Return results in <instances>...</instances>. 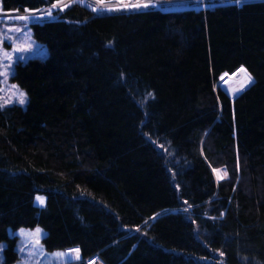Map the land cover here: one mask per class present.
Returning a JSON list of instances; mask_svg holds the SVG:
<instances>
[{
    "label": "trees",
    "instance_id": "obj_1",
    "mask_svg": "<svg viewBox=\"0 0 264 264\" xmlns=\"http://www.w3.org/2000/svg\"><path fill=\"white\" fill-rule=\"evenodd\" d=\"M55 16L31 24L48 56L11 76L26 106L0 107L6 264L9 231L35 228L103 264H264V0ZM239 68L254 82L230 99L215 84Z\"/></svg>",
    "mask_w": 264,
    "mask_h": 264
},
{
    "label": "rangeland",
    "instance_id": "obj_2",
    "mask_svg": "<svg viewBox=\"0 0 264 264\" xmlns=\"http://www.w3.org/2000/svg\"><path fill=\"white\" fill-rule=\"evenodd\" d=\"M246 1L255 0H240L239 3H237V0H110L103 2L99 0H61L56 7L51 6L49 8L34 10L33 12H3L0 10V73H3L0 75V107L14 105L22 107L26 106L28 101L27 96L17 84L11 82V76L15 71L16 65L21 63L24 64L32 58H46L48 56L46 46L36 42L32 37L31 24L42 23L46 20H55L56 13L63 12L73 4H80L92 11L95 9V13H102L143 10L144 8H136L135 5L143 4L145 2L155 5V7H152L155 9L177 11L189 8L205 10L219 5L236 4L240 6ZM108 9L113 10L108 11ZM49 12L51 13V16L48 15ZM20 16H26L28 19L19 20L18 17ZM9 29H12V31H9ZM20 47H26L28 48V51L25 53L16 51V49ZM20 55L27 58L22 60L16 59V57ZM241 69L243 72V77L241 79L235 82H227L231 74H224L216 82L215 89L217 91H222L230 99H233L252 85L254 82L253 77L247 72V70L244 68ZM224 77L225 79L222 80ZM20 93L24 94L25 102L23 104L18 102ZM215 169L219 170V174L224 177L223 179H218L217 174L214 172V169H212V174L216 182L228 179L229 172L226 167ZM36 202L37 205L40 206V203L37 200ZM155 217H153L152 220H154ZM36 229L40 230L38 244L36 243ZM21 230H23V233ZM9 235L17 237L15 251L17 252L18 260L13 264H89V261H95V264H103L98 257L82 260L80 253L78 259L75 254H72V259L69 262L66 260L68 250L54 252L46 251L42 245V239L46 235L45 231L41 228L19 229L16 232L9 231ZM6 249L7 245L5 243H0V264H6ZM59 253H63L64 256H58L57 254Z\"/></svg>",
    "mask_w": 264,
    "mask_h": 264
},
{
    "label": "snow or ice",
    "instance_id": "obj_3",
    "mask_svg": "<svg viewBox=\"0 0 264 264\" xmlns=\"http://www.w3.org/2000/svg\"><path fill=\"white\" fill-rule=\"evenodd\" d=\"M59 2H60V0H56V3H54V4L52 5V7H56L57 4H58ZM101 2H103V0H101ZM239 2H240V0H237V3H239ZM135 7H136V8H144V9H148V8H150V7H155V5L145 2V3H143V4H137V5H135ZM61 10H63V9H61ZM112 10H113V9H108V11H112ZM117 10H119V9H117ZM33 11H34V10L25 9V12H33ZM93 11H95V9H93ZM48 15L51 16V13L49 12ZM18 19H19V20H27L28 17H26V16H20V17H18ZM9 31H12V29H9ZM17 31H18V29H17ZM16 51H18V52H20V53H25V52L28 51V48H26V47H20V48L16 49ZM5 55H6V54H5ZM26 58H27V57H25V56H23V55H20V56H17V57H16V59H20V60H22V59H26ZM2 74H3V73H0V75H2ZM249 79H250V78H249ZM18 102H19L20 104H23V103L25 102V101H24V94H23V93H20V98H19ZM214 172L217 174V178H218V179H223V178H224L223 176H221V175L219 174V170L214 169ZM225 175H226V173H225ZM36 200L40 203V205H43V204H44V198H43V197H41V196H37V197H36ZM21 232L23 233V230H21ZM39 235H40V230H39V229H36V237H37V239H36V243H37V244L39 243V240H38ZM79 253H80V250H79L78 248H77V249H69V250H68V255H67V257H66V260L70 262L71 259H72V254H75L76 258L78 259V258H79ZM57 255H58V256H64L63 253H59V254H57ZM89 264H95V261H89Z\"/></svg>",
    "mask_w": 264,
    "mask_h": 264
},
{
    "label": "bare ground",
    "instance_id": "obj_4",
    "mask_svg": "<svg viewBox=\"0 0 264 264\" xmlns=\"http://www.w3.org/2000/svg\"><path fill=\"white\" fill-rule=\"evenodd\" d=\"M243 77V72H242V69H238L237 71H235L233 74L230 75L229 77V80H227V82H235V81H238L239 79H241ZM222 79V78H221ZM225 77L222 79L224 80Z\"/></svg>",
    "mask_w": 264,
    "mask_h": 264
},
{
    "label": "crops",
    "instance_id": "obj_5",
    "mask_svg": "<svg viewBox=\"0 0 264 264\" xmlns=\"http://www.w3.org/2000/svg\"><path fill=\"white\" fill-rule=\"evenodd\" d=\"M97 258V257H96Z\"/></svg>",
    "mask_w": 264,
    "mask_h": 264
}]
</instances>
